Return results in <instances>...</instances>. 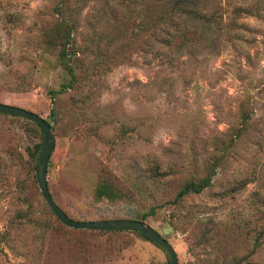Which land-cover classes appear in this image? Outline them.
I'll use <instances>...</instances> for the list:
<instances>
[{"label":"rangeland","instance_id":"374dc122","mask_svg":"<svg viewBox=\"0 0 264 264\" xmlns=\"http://www.w3.org/2000/svg\"><path fill=\"white\" fill-rule=\"evenodd\" d=\"M57 2L0 0V102L52 126L47 185L56 204L78 221L132 220L155 208L144 223L172 245L179 264L252 252L264 229V6L235 14L255 0H201L202 12L220 10L222 28L176 14L167 27L199 38L170 48L151 33V0H68L77 82L60 93L59 48L41 44ZM42 144L38 128L0 115V231L24 200L60 225L32 179L29 153ZM7 150L18 153V170H3ZM156 167L162 176L153 180L148 170ZM107 175L130 191V202L97 199ZM205 176L209 187L173 204L184 182ZM68 232L38 264H168L136 232ZM261 260L264 248L249 262ZM0 264L33 263L1 241Z\"/></svg>","mask_w":264,"mask_h":264},{"label":"trees","instance_id":"16d2710c","mask_svg":"<svg viewBox=\"0 0 264 264\" xmlns=\"http://www.w3.org/2000/svg\"><path fill=\"white\" fill-rule=\"evenodd\" d=\"M152 3L157 8L154 14L152 15L153 19L151 21V33L153 37H159L158 43L161 42L166 47L176 46L178 48H182L186 45V43L193 41L199 38V34L196 32L189 30L187 28L178 27L176 24L172 29H170L168 24L172 19H174V15L186 13L188 11L194 14V17L202 20L206 24H214L217 28H222V14L220 10H212L210 12H202L201 11V0H151ZM68 0H58V2L54 6V11L57 17L54 19L53 24L45 28L44 32L41 34V44L45 50L53 49L55 47L59 48V59L63 65V71L65 74V79L60 85V89L58 92L63 93L69 89H74V86L77 82L76 75L73 69L70 66V63L74 56V50L72 47V32L74 30L73 24L66 18V4ZM259 6H264V0H255L251 7H236L234 10L235 14H249L251 13V9L256 10ZM160 33V35H159ZM201 37L206 39L204 34H200ZM161 36V38H160ZM155 40V39H154ZM24 82L21 89H24ZM54 91H50V95H54ZM53 100V97H51ZM1 116H10L12 118L21 119L17 116H11L8 114L0 113ZM249 115H242V122L244 124L249 122ZM24 120V119H22ZM28 122L39 129L40 133L43 134L42 129L34 123ZM41 146H38L33 152H30L31 161H33L32 169L35 168V163L37 161L38 155L41 150ZM18 153L15 151L7 150L5 152L6 163L3 167V170L11 171L12 167L15 169H19L22 165L21 160H17L15 162V158ZM149 177L153 180H157L162 176V172L158 170V168H150L148 170ZM30 175L29 169L27 168L26 172V181L28 180V176ZM33 182H35V175H32ZM24 182V181H23ZM26 183V182H24ZM37 184V183H36ZM211 185V180L209 176H205L201 179L195 180L190 179L184 182L177 192L175 198L172 200L173 204H178L184 198L190 195H197L201 193L205 188ZM23 192H25V188H21ZM22 193V192H21ZM42 195V194H41ZM96 197L97 199L105 198L111 202H130L132 199L130 191L120 190L119 186L107 175L106 178H103L97 185L96 188ZM43 198V197H42ZM26 205L23 209L18 210L13 214V216L9 219L8 227L0 231V243L3 241L8 245L10 249H17L21 253V256L26 258L28 263L38 264L41 260L42 251L45 247H49L53 244L54 240L58 238V236H66L70 231L73 230L76 232L77 230L69 229L59 222L60 225L55 224L50 219H48L44 214H40L38 211L34 209L33 203L29 200H24ZM49 208V207H48ZM50 209V208H49ZM51 210V209H50ZM52 212V211H51ZM155 208H151L148 212L143 213L140 218L132 219L140 222H144L146 217L154 215ZM54 215V213L52 212ZM55 216V215H54ZM244 221H240L234 224L237 229H244ZM94 231V230H93ZM97 232H111V231H97ZM144 239L150 241L143 234L136 232ZM264 239V229L260 230L257 236L254 238V246L252 252L248 253L246 256H240L238 258H234L233 260H227L224 255L222 259H216L217 257L211 258V255L206 254V257H196L194 262L191 264H264V260L260 262L250 263L249 261L253 259V257H257L261 250L264 248V244L260 241ZM264 242V240H263ZM205 243V241H204ZM204 250V248H202ZM224 256V258H223ZM251 258V259H250ZM30 260V261H29Z\"/></svg>","mask_w":264,"mask_h":264},{"label":"water","instance_id":"95a60500","mask_svg":"<svg viewBox=\"0 0 264 264\" xmlns=\"http://www.w3.org/2000/svg\"><path fill=\"white\" fill-rule=\"evenodd\" d=\"M0 113L17 116L31 123L37 124L43 131V144L35 167V179L40 193L55 217L69 229L94 230L111 232H139L158 246L168 258V264H179L172 245L165 240L154 228L136 220H100L78 221L70 218L54 201L47 185V167L50 156L55 147L52 126L37 114L23 108L0 102Z\"/></svg>","mask_w":264,"mask_h":264}]
</instances>
